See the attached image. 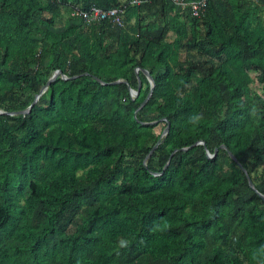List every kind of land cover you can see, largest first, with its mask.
Here are the masks:
<instances>
[{
	"label": "trees",
	"instance_id": "trees-1",
	"mask_svg": "<svg viewBox=\"0 0 264 264\" xmlns=\"http://www.w3.org/2000/svg\"><path fill=\"white\" fill-rule=\"evenodd\" d=\"M0 111V264H264V0H0Z\"/></svg>",
	"mask_w": 264,
	"mask_h": 264
},
{
	"label": "built area",
	"instance_id": "built-area-1",
	"mask_svg": "<svg viewBox=\"0 0 264 264\" xmlns=\"http://www.w3.org/2000/svg\"><path fill=\"white\" fill-rule=\"evenodd\" d=\"M180 9L187 8L192 15H197L205 5V0H169ZM86 22H93L100 19H107L113 24H121V17L117 8L102 10L97 7H90L87 11L77 12Z\"/></svg>",
	"mask_w": 264,
	"mask_h": 264
},
{
	"label": "water",
	"instance_id": "water-1",
	"mask_svg": "<svg viewBox=\"0 0 264 264\" xmlns=\"http://www.w3.org/2000/svg\"><path fill=\"white\" fill-rule=\"evenodd\" d=\"M142 72L148 77V73H147L146 70L142 69ZM58 73H59V70H56V71L51 75V77L47 80L46 83H48L49 81H51V80H52V79H53ZM113 82H114V83H115V82H118V80H115V81H113ZM44 87H45V85L39 90L38 94H36V95L34 96L32 102L28 105V107H27L26 109L22 110L21 112L24 113V112H28V111H29L30 107H31L32 104L35 102L36 98L38 97L39 93L42 91V89H43ZM138 87H139V83H138ZM150 91H151V88L149 89V92L147 93L146 97H145L144 100L140 103L139 106H141V105L144 103V101L147 99V96L149 95ZM136 94H137V90L134 91V90H132V89H129V95H130V96H135ZM0 112H2V111H0ZM167 129H168V124H166V126H165L164 129L162 130L160 136L163 135V134L167 131ZM195 143H201V144H202V141H197V142H195ZM156 144H157V142L153 145L152 149L155 147ZM220 147H223V146L220 145ZM206 154H207L208 157L211 156V155H209L207 152H206ZM228 154H229L230 158L234 159V157L232 156L231 153H228ZM247 180H248V184H249V186H252V185H251V181H250L249 179H247ZM261 197H262V196H261ZM262 198H263V200H264V197H262Z\"/></svg>",
	"mask_w": 264,
	"mask_h": 264
}]
</instances>
